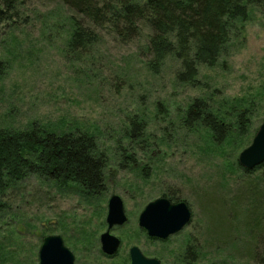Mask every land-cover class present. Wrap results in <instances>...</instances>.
<instances>
[{
  "label": "rangeland",
  "instance_id": "374dc122",
  "mask_svg": "<svg viewBox=\"0 0 264 264\" xmlns=\"http://www.w3.org/2000/svg\"><path fill=\"white\" fill-rule=\"evenodd\" d=\"M12 13L0 23V126L89 131L106 159V190L86 198L36 175L11 186L0 208V264H39L52 234L64 238L75 264H130L133 245L162 264H264V166L246 172L239 163L264 122L261 10L253 8L218 63L200 65L192 83L177 80L174 58L159 73L148 67V28L127 41L101 30L97 45L76 54L67 48L75 13L60 0H17ZM196 99L230 125L224 143L203 125L183 124ZM135 118L145 128L133 137ZM113 194L128 220L111 230L122 243L110 257L100 235ZM162 196L185 200L193 211L192 221L164 240L138 224L144 207Z\"/></svg>",
  "mask_w": 264,
  "mask_h": 264
},
{
  "label": "trees",
  "instance_id": "16d2710c",
  "mask_svg": "<svg viewBox=\"0 0 264 264\" xmlns=\"http://www.w3.org/2000/svg\"><path fill=\"white\" fill-rule=\"evenodd\" d=\"M17 0H3L0 23L10 19ZM75 15L67 43L69 51H87L97 45L101 30L124 40L149 29L148 67L159 73L169 58L178 60L177 80L196 81L199 66H215L232 41L235 28L245 23L253 10L264 13V0H60ZM247 113L239 118L240 134L248 133ZM183 124L203 125L218 144L230 136L231 128L202 99L186 110ZM145 123L131 122V136H141ZM264 166V163L252 170ZM106 159L99 154L95 136L79 128L55 130L32 125L27 128L0 126V208L6 191L25 178L36 175L57 185L71 187L86 198L98 197L106 190ZM171 201L179 199L170 196Z\"/></svg>",
  "mask_w": 264,
  "mask_h": 264
},
{
  "label": "water",
  "instance_id": "95a60500",
  "mask_svg": "<svg viewBox=\"0 0 264 264\" xmlns=\"http://www.w3.org/2000/svg\"><path fill=\"white\" fill-rule=\"evenodd\" d=\"M239 163L248 170L264 163V122L251 144L240 152ZM192 218L193 211L185 200L173 202L162 196L144 207L138 224L149 237L164 240L182 231ZM127 220L123 199L120 195L113 194L108 200L107 229L100 235L101 249L106 255H115L122 243L118 236L112 234V228L124 225ZM129 256L130 264H162L158 258L145 255L137 245L129 249ZM39 264H75V255L65 245L61 235H48L39 249Z\"/></svg>",
  "mask_w": 264,
  "mask_h": 264
},
{
  "label": "flooded vegetation",
  "instance_id": "af4514ba",
  "mask_svg": "<svg viewBox=\"0 0 264 264\" xmlns=\"http://www.w3.org/2000/svg\"><path fill=\"white\" fill-rule=\"evenodd\" d=\"M52 235H53V234H52ZM47 236H48V235H47ZM45 237H46V236H45ZM45 237H44V238H45ZM63 239H64V238H63ZM43 240H44V239H43ZM64 242H65V241H64ZM65 245H66V244H65ZM108 256H109V255H108ZM110 257H113V256H110Z\"/></svg>",
  "mask_w": 264,
  "mask_h": 264
}]
</instances>
